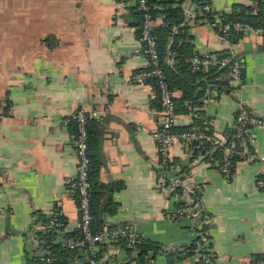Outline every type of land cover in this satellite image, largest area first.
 Here are the masks:
<instances>
[{"label": "crops", "instance_id": "1", "mask_svg": "<svg viewBox=\"0 0 264 264\" xmlns=\"http://www.w3.org/2000/svg\"><path fill=\"white\" fill-rule=\"evenodd\" d=\"M201 1L210 18L196 0L183 4V42L197 54L229 51L242 61L243 79L220 89L203 76L194 82L204 92L195 103L181 102L176 89L177 126L197 127L201 120L227 139L241 106L264 118V37L223 36V15L244 8L263 18L264 6L260 0ZM120 3L0 0V264H59L42 260L52 257L41 239L49 230L57 233L56 243L73 247L81 229L70 190L78 173L72 116L80 110L99 116L91 119L90 135L100 167L98 209L113 203V213H104L106 226L129 227L140 240L160 246L144 264H202L206 246L216 264H256L264 258V189L257 186L264 172V127L255 129L259 158L237 161L229 180L213 149L195 154L174 145L165 194L152 135L162 123L157 90L133 82L148 67L142 15L137 0ZM155 19L162 24L161 16ZM195 202L194 225L166 214V208ZM58 209L66 219L63 229L50 225ZM137 256L136 246L105 240L77 248L69 263L137 264Z\"/></svg>", "mask_w": 264, "mask_h": 264}, {"label": "built area", "instance_id": "2", "mask_svg": "<svg viewBox=\"0 0 264 264\" xmlns=\"http://www.w3.org/2000/svg\"><path fill=\"white\" fill-rule=\"evenodd\" d=\"M124 2L125 0H121L120 6ZM137 6L142 15L140 40L144 45V54L148 59V67L136 72L133 75V82L138 85L151 84L157 90L162 123L153 130L152 135L157 143L164 167V172L159 177V186L165 189L161 190L168 194L169 190L167 188L170 189L167 186V172L173 167L170 149L176 144L194 149L195 144L199 145L200 142L207 141L211 143V149L214 151L222 148L223 156L219 164V170L226 179H231L233 166L237 161L259 158V155L254 150L257 141L255 129L264 127V118L250 113L244 106H241L231 129V135L227 139L218 137L215 133L209 134L207 129L199 127H191L185 130L178 129L175 94L171 88L168 75L161 66L159 42L156 34L157 25L153 16V10L163 9V6L159 4L152 5L149 0H137ZM221 32L226 37H229L232 33L264 37V24L254 26L245 21H227L222 23ZM186 61L190 63L195 71H205L211 67L220 69L229 66V72L220 75L216 81L220 80L237 84L242 82L244 65L242 61L234 58L233 55L219 56L215 53H194ZM92 118H99L97 112L87 113L84 110H80L72 116L77 128L75 147L78 158V173L70 184V190L77 201L82 232V238L76 241L73 247H95L105 240L113 243L119 238L128 239L129 244L135 246L140 240L139 235L129 227H104L100 231H94L93 229L95 220L92 211L93 183L89 176V124ZM257 186L264 189V172H261L257 178ZM185 189L193 188H189V185H186ZM197 207L196 202L190 205L176 204L171 208H166L165 211L166 214L173 217L189 219L191 224L194 225ZM61 214L59 209L53 212L50 219L52 227L60 229L65 226V222L60 221ZM42 260L46 263H53L57 259L55 257H42ZM201 263L216 264L215 255L209 246H206L201 253ZM256 264H264V258L258 260Z\"/></svg>", "mask_w": 264, "mask_h": 264}, {"label": "trees", "instance_id": "3", "mask_svg": "<svg viewBox=\"0 0 264 264\" xmlns=\"http://www.w3.org/2000/svg\"><path fill=\"white\" fill-rule=\"evenodd\" d=\"M262 5L264 6V0H260ZM149 2L154 4H159L163 6V9H154L153 16L157 18L158 16L162 17V24L156 27V34L158 36L159 42V53H160V62L161 66L164 68L168 75V79L173 91L179 89L183 93V97L180 101H190V102H197L199 98H201L204 92L198 91V86L194 84L197 80H200L203 76L207 78L210 83L215 84L220 89H224L229 83L227 81H220L216 79L223 74L229 72L230 67L226 66L224 68H216L211 67L208 70L202 71H195L191 67L190 63L186 60L188 57L194 54L193 47L188 42H183V38H186V32L188 26H182L185 22V11L183 8V4L187 2V0H149ZM198 10L205 13V15L209 16L208 13L204 10L205 2L201 0H196ZM264 9V8H263ZM246 9L242 8L240 13H233L231 15L225 14L224 23L227 21H245L249 22L254 26L263 25L264 22V11H263V18L261 16L253 17L247 14ZM210 18V16H209ZM179 28V29H178ZM178 29L177 33L175 30ZM240 34L232 33L229 37L232 39H236L234 36H239ZM174 38V42L172 43V39ZM215 54L219 56L231 55L229 51H222L216 52ZM234 57V56H233ZM235 58V57H234ZM174 60V63L171 64L170 60ZM177 111H179V107L177 105ZM91 123L89 124V157H90V170L89 176L93 183V195H92V211L95 216L93 229L94 231H100L104 227H111V228H118L119 226H106L108 222L105 221L104 213H113L114 210H111L112 204L107 205L103 210L98 209L97 198L101 194L98 186V175H99V161L96 157L92 154V149L95 145L93 140L91 139L90 130H91ZM76 125V124H75ZM197 126L201 129H207L209 134H213L214 132L209 127H205L201 120H196L193 126ZM190 128V126L185 128H180V130H185ZM77 131V128H76ZM231 135V133H230ZM229 135V136H230ZM212 148L211 143L207 141H203L199 143V145H194V152L201 151L206 152ZM197 150V151H196ZM223 156V149L218 148L214 151V157L221 159ZM185 172V171H184ZM106 209V210H105ZM50 219V218H49ZM46 221V220H45ZM50 221V220H49ZM60 221L66 222L64 216H60ZM60 229H63L60 228ZM41 233V232H39ZM66 236L71 237L69 234ZM57 237V233L54 230H49L48 232L42 235L43 245L44 247L50 248L52 251L51 256L57 259L59 264H70L69 259L75 254L77 248H83V246L77 247H70L69 245H63V243H56L55 238ZM73 238L75 242L82 238L81 230L78 231ZM116 245L122 247H128L129 241L125 238H119L117 241L114 242ZM101 244V243H100ZM104 246V245H103ZM136 248L138 249V256L136 259L137 264H144L147 261L146 256L150 252H158L160 246L156 245L155 243L148 241V240H140L135 244ZM84 248H89V246H84Z\"/></svg>", "mask_w": 264, "mask_h": 264}, {"label": "water", "instance_id": "4", "mask_svg": "<svg viewBox=\"0 0 264 264\" xmlns=\"http://www.w3.org/2000/svg\"><path fill=\"white\" fill-rule=\"evenodd\" d=\"M173 38H174V36H173ZM173 40H174V39H173ZM112 224H114V225H115V224H118V223H117V222H112Z\"/></svg>", "mask_w": 264, "mask_h": 264}]
</instances>
